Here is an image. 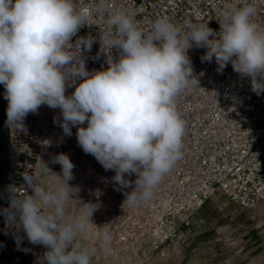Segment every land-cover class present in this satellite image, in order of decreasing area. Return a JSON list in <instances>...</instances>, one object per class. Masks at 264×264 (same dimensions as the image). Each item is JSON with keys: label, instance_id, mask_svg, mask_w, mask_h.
I'll return each mask as SVG.
<instances>
[{"label": "clouds", "instance_id": "obj_1", "mask_svg": "<svg viewBox=\"0 0 264 264\" xmlns=\"http://www.w3.org/2000/svg\"><path fill=\"white\" fill-rule=\"evenodd\" d=\"M103 10L77 7L75 0H0V84L8 101L6 122L22 128L24 118L41 105L59 108L64 133L71 135L70 125L77 126L78 145L105 170L115 171L118 190L133 186L125 174L136 175L121 205L135 209L153 198L182 159L185 122L175 100L199 84L188 50L206 48L202 61L214 57L220 70L231 62L259 94L264 86L255 87L253 81H264V25L253 19L255 0L225 4L218 32L208 24L180 27L160 17L145 33L127 11L113 10L107 31L99 37L108 67L89 73L84 60L70 53L80 51L81 45L90 50L95 38L81 37L74 45L72 37L92 25L94 11ZM113 49L119 52L117 59L111 55ZM70 78L82 79L71 95H65ZM85 121L87 127H80ZM53 163L61 165L62 175L43 162L42 174L24 177L31 195L10 187L5 213L10 221L18 215L29 241L48 249L46 264H92L96 249L81 237L93 224L96 207L82 202L79 214L69 215L66 206L78 191L69 184L75 165L64 153ZM48 173L59 180L49 183ZM96 239L105 256L117 254L109 231L98 232Z\"/></svg>", "mask_w": 264, "mask_h": 264}, {"label": "built area", "instance_id": "obj_2", "mask_svg": "<svg viewBox=\"0 0 264 264\" xmlns=\"http://www.w3.org/2000/svg\"><path fill=\"white\" fill-rule=\"evenodd\" d=\"M251 2L75 0L77 7L104 10L94 11L92 25H85L72 37L74 45L81 37H94L91 49L81 45L80 51L77 49L70 54L83 59L89 73L108 67L99 37L107 31L106 20L113 10L127 11L145 33L150 32L153 22L160 17H167L180 27L186 23L208 24L218 32L217 20L225 4ZM255 4L257 15L253 19L264 25V0H255ZM206 51L204 47L195 46L188 50L193 75L199 84L183 90L175 100L177 111L185 122L182 159L154 190L153 198L135 209H122L121 205L126 198L125 192L133 190L136 175L125 174L133 186L118 190L113 180L115 171L105 170L94 156L86 154L78 145L77 126L70 125L71 135L64 133L59 108L41 105L37 112L24 118L22 128L8 125L11 144L17 153L37 159L35 165L28 161L18 164L13 186L21 192L26 190L31 195L32 190L24 177L41 173L36 172L35 167L43 149L41 137L44 133L53 139L48 145V150L54 151L53 158L64 153L75 165L73 177L80 184V193L74 216L79 214L82 202L96 207L93 224L81 237L86 246L96 249L92 264H147L164 250L177 251L196 214L218 195L245 210H253L264 202V91L259 94L253 91L251 79L234 71L231 62L220 70L214 57L211 61H202ZM111 55L117 59L118 50L113 49ZM81 79L73 81L70 78L65 95H71ZM253 86H264V81H253ZM80 127H87V121ZM60 135L65 142L56 149L54 143ZM53 166L62 172L60 164L53 163ZM102 230L112 235L113 247L117 250L115 256H105L99 250L96 235ZM6 240L7 251L12 256L26 254L46 264L43 257L48 249L29 241L19 225L18 215L15 221L7 219Z\"/></svg>", "mask_w": 264, "mask_h": 264}, {"label": "rangeland", "instance_id": "obj_3", "mask_svg": "<svg viewBox=\"0 0 264 264\" xmlns=\"http://www.w3.org/2000/svg\"><path fill=\"white\" fill-rule=\"evenodd\" d=\"M50 160L51 165L48 160L44 163L62 175L54 168L53 157ZM39 172H44V166ZM46 179L54 183L59 177L48 173ZM69 183L78 189L73 190L77 191V200L66 206L68 213L72 210L69 215L74 216L80 184L75 178ZM7 253L12 256L10 251ZM147 264H264V202L253 210H245L222 195L216 196L196 214L177 251L164 250Z\"/></svg>", "mask_w": 264, "mask_h": 264}, {"label": "water", "instance_id": "obj_4", "mask_svg": "<svg viewBox=\"0 0 264 264\" xmlns=\"http://www.w3.org/2000/svg\"><path fill=\"white\" fill-rule=\"evenodd\" d=\"M5 88L0 84V264H13L7 253V214L5 209L10 207L11 191L13 186L15 172L18 164L28 161L31 164H37L36 158H29L25 154H18L11 144L10 131L7 124L6 109L8 101L4 98ZM39 155V151L35 152ZM21 180V178H17ZM22 264H43L34 259H28Z\"/></svg>", "mask_w": 264, "mask_h": 264}, {"label": "bare ground", "instance_id": "obj_5", "mask_svg": "<svg viewBox=\"0 0 264 264\" xmlns=\"http://www.w3.org/2000/svg\"><path fill=\"white\" fill-rule=\"evenodd\" d=\"M64 142H65V138H64V136L63 135H60V136H58L57 138H56V140H55V143H54V148H61L63 145H64ZM50 143H53V139H52V137H50L49 135H47V134H43L42 135V137H41V144H42V146H43V149H42V152H41V156H40V160H39V163H38V165L35 167V170H36V172H38L39 170H40V168H41V165H42V163L45 161V160H48L49 161V163L51 162V160H50V158H52L53 157V154H54V151L52 150V151H49L48 150V145L50 144ZM50 165H51V163H50ZM70 184V183H69ZM75 193V192H74ZM74 202H75V200H77V194L76 195H74V198L72 199ZM69 202H71V200L69 201ZM70 204V203H69ZM72 210H70V212H69V214H71L72 212H71Z\"/></svg>", "mask_w": 264, "mask_h": 264}, {"label": "trees", "instance_id": "obj_6", "mask_svg": "<svg viewBox=\"0 0 264 264\" xmlns=\"http://www.w3.org/2000/svg\"><path fill=\"white\" fill-rule=\"evenodd\" d=\"M13 264H22L24 261L30 259L26 254H15L10 257Z\"/></svg>", "mask_w": 264, "mask_h": 264}]
</instances>
